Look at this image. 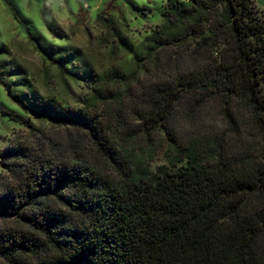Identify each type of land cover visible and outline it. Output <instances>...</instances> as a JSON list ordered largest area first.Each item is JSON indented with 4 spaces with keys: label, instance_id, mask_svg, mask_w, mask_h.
I'll return each mask as SVG.
<instances>
[{
    "label": "trees",
    "instance_id": "obj_1",
    "mask_svg": "<svg viewBox=\"0 0 264 264\" xmlns=\"http://www.w3.org/2000/svg\"><path fill=\"white\" fill-rule=\"evenodd\" d=\"M162 16L142 46L98 16L132 69L98 72L78 50L37 44L62 81L83 83L74 103L0 47L10 99L51 122L10 114L31 137L0 150V264H264V8L168 0ZM170 48L195 67L164 71ZM154 70L164 78L139 93ZM213 99L227 130L180 134L178 105L193 120Z\"/></svg>",
    "mask_w": 264,
    "mask_h": 264
},
{
    "label": "rangeland",
    "instance_id": "obj_2",
    "mask_svg": "<svg viewBox=\"0 0 264 264\" xmlns=\"http://www.w3.org/2000/svg\"><path fill=\"white\" fill-rule=\"evenodd\" d=\"M168 0H0V47L8 50L25 68L28 76L43 91L63 92L67 101L74 103L85 92L81 81L58 77V69L45 62L37 44L52 48L65 47L78 50L93 63L98 72L117 66L132 69L134 53H114L112 43L106 41L108 29L98 21L100 14L111 17L142 46L146 38L163 23V11ZM264 8V0H253ZM111 37V35H110ZM189 49H167L161 54L160 66L169 74L176 70H190L195 63ZM172 65V66H171ZM163 72L140 73L138 92L154 80L164 78ZM219 99L207 102L191 119L186 115L185 102L178 105L176 123L178 132H212L223 134L227 130ZM11 113H19L29 118L37 128L48 127V119L32 118L13 102L7 90L0 83V150L13 140L28 141L29 130L11 119ZM162 164L161 161L157 165ZM1 171V167H0Z\"/></svg>",
    "mask_w": 264,
    "mask_h": 264
}]
</instances>
